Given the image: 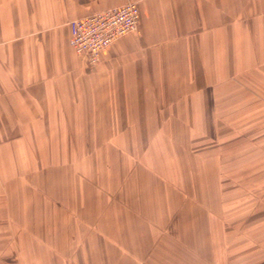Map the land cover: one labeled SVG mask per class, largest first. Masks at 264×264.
<instances>
[{"label":"crops","instance_id":"obj_1","mask_svg":"<svg viewBox=\"0 0 264 264\" xmlns=\"http://www.w3.org/2000/svg\"><path fill=\"white\" fill-rule=\"evenodd\" d=\"M131 1L137 31L87 67L69 20ZM241 105L263 131L248 146L264 165V0H0V163L7 178L49 163L56 181L32 189L37 235L31 220H2L0 264H264V234H208L221 222L192 206H212L213 191L186 174L204 133H238ZM256 177L248 210L264 208Z\"/></svg>","mask_w":264,"mask_h":264},{"label":"rangeland","instance_id":"obj_2","mask_svg":"<svg viewBox=\"0 0 264 264\" xmlns=\"http://www.w3.org/2000/svg\"><path fill=\"white\" fill-rule=\"evenodd\" d=\"M78 18H82V16ZM71 20H69V22ZM242 101L244 104L246 103V100ZM245 107L246 105L240 106L239 129L237 134L234 132L231 134L230 132H222L221 139H216L214 136L215 132L208 130L204 133L207 136L206 141L199 144V141L196 140V146L194 145L190 151L192 155H197L201 157L200 159L202 160L200 162L187 164L190 169L186 174L190 176L188 178L196 182V186L194 185L191 187L192 191L194 190L197 192L198 189H200L199 182L202 187L203 181L208 191H213L212 195L209 196L208 194L207 198V204H212V206H192L193 214L198 215V209H200L203 218L206 220L207 218H211L212 222H221V227L217 228V231H215L214 227L212 230L208 227V234H264L263 206L257 205V199H255V201L252 202L255 203V206H251L248 210L246 200L248 185L251 191L260 188L259 184H261L262 181L256 176L261 175L264 170L263 163L257 161L262 158V147L255 146L253 148V146H248V140L249 138L252 139L253 137L262 136L263 131L254 130V117L244 112L246 110ZM225 118L229 121L231 115L225 116ZM255 118L259 119V122H262L263 115L255 116ZM228 124L230 123L228 122ZM201 135L204 136L203 134ZM235 137H237L238 140L236 143L231 144V139ZM46 142H50V140L47 139ZM36 149L39 151L40 148ZM253 149L254 153L259 154V156L255 158V162H249L247 161V155L252 154ZM2 153L3 151L0 154L1 156ZM4 154L6 153H3V155ZM44 154L47 160L52 158L53 147L46 148ZM10 165L11 164H6L4 161L0 163V176H3L0 177V226L7 223L2 222V220L6 221L7 219H12L15 220L16 229H18L17 224H21L23 220H31L32 235H37L35 230L37 231L39 221L42 220L41 218L44 217L45 212L40 210L41 207L39 206H41V202L36 199L38 195H35V191L32 189H43L42 184L46 185L44 188L48 191L53 189L56 183L53 175L54 173H52L53 169L51 170L49 163L46 165L41 164L38 170H28L27 174L30 175L28 178H22V174L20 173L16 174L14 177L12 176V178H7L11 174L9 169ZM248 170H251V175L247 174ZM186 174H184L185 177L187 176ZM252 177L256 178L253 179ZM34 183L38 185L36 186ZM236 188H239L240 191V203L239 206H232V202L235 200H231V192ZM220 197L223 201L222 206H215V204H218V199ZM256 197L257 196H255V198ZM190 199H192V196ZM27 206H30V209L25 211L24 209ZM20 229L22 230L23 227L21 226ZM34 238L38 237L31 236V248L37 253L39 252V242H37V239L33 242Z\"/></svg>","mask_w":264,"mask_h":264},{"label":"built area","instance_id":"obj_3","mask_svg":"<svg viewBox=\"0 0 264 264\" xmlns=\"http://www.w3.org/2000/svg\"><path fill=\"white\" fill-rule=\"evenodd\" d=\"M140 9L135 2L71 20L69 45L87 67L100 62L101 53L122 37L137 31Z\"/></svg>","mask_w":264,"mask_h":264}]
</instances>
